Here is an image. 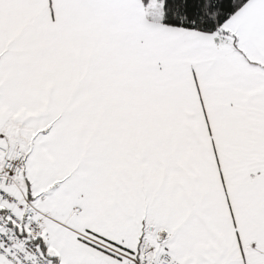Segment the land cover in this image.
<instances>
[{
	"label": "snow or ice",
	"instance_id": "obj_1",
	"mask_svg": "<svg viewBox=\"0 0 264 264\" xmlns=\"http://www.w3.org/2000/svg\"><path fill=\"white\" fill-rule=\"evenodd\" d=\"M0 264H264V0H0Z\"/></svg>",
	"mask_w": 264,
	"mask_h": 264
}]
</instances>
